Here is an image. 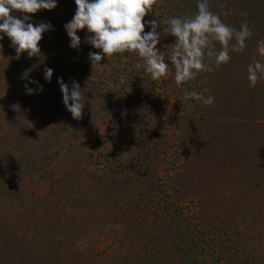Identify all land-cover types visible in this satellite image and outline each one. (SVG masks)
<instances>
[{"label":"trees","instance_id":"obj_1","mask_svg":"<svg viewBox=\"0 0 264 264\" xmlns=\"http://www.w3.org/2000/svg\"><path fill=\"white\" fill-rule=\"evenodd\" d=\"M208 3L210 10L219 14L221 20L232 28L239 29L241 24L247 21L252 35L246 41L247 46L242 52L233 51L226 64L218 67L213 65L211 72H200L195 79L187 81L188 88L183 84L177 87L174 80L175 69L169 62V74L172 78L170 89L173 92L180 95L183 91L201 90L204 97L214 98L211 105H204L190 98L188 111L179 117L182 126L185 125L183 133L191 145L187 148L192 149L193 154H187L183 173L176 185L181 187L180 190L183 187L189 191L193 190L199 197L200 205L197 210L193 206L194 211L191 214L183 211L177 214L172 226L154 228L151 225L149 238L142 236L141 231L147 226L142 221L138 226L134 224L127 227L128 237H123L122 228L120 256L110 259L109 254H97L95 257H99L91 264H264V79L259 80L254 87H250L247 80V66L253 62V58L264 62V56L257 50L258 41L264 40V0H208ZM221 5L225 7L221 8ZM154 6V20L157 21V30L161 33L160 42L166 43L165 41L169 40L168 46L175 42L173 36L165 34L168 18L193 16L197 12V0H163L161 4ZM75 11L74 0H57L55 9L29 14V22L34 25L41 21L50 23L52 30L42 34L38 43L40 56L27 59L29 67L21 73V82L25 77L27 82L38 81L43 85V91L35 93L39 100H31L29 103L26 118L22 121L23 135L27 140H38V144L44 148L43 153L52 152L51 156L59 154V150L53 153L56 139L47 138V135L56 136L59 140L62 128L56 122L57 114L51 116L54 114L51 106L60 107L62 99L59 84L57 83L55 89L52 78L56 79V74L59 77L60 72L65 74L66 79L69 75L70 78L63 82L67 83L69 88L72 81L79 83L85 98L88 92L81 84L82 77L88 70H99L91 69L90 66V45L83 42L86 29L77 32L81 38V47L77 50L69 46L70 39L63 26L71 21ZM6 38L5 42L11 44L10 39ZM172 48L160 50L161 54L167 55L168 58ZM216 48H220L218 43ZM81 54L83 56H79ZM64 58H69L67 66L59 62ZM110 59L112 60L109 64L106 62L98 74L99 81L109 78V65L112 64L115 68L116 63H121L114 54ZM206 62L211 64V61ZM57 65L66 67L67 70L55 68ZM44 67L53 70L50 82L43 78ZM160 81L155 83L158 85ZM36 87L32 83L29 85V88ZM137 87L140 92H145L141 90L142 84ZM44 96L47 98L43 102L41 97ZM128 117L130 123L135 124L130 118L132 115ZM199 120H202V127L209 134V143H205L207 147L194 142L199 131L205 133V130L192 126L193 121ZM38 122L43 129L38 127ZM113 127L109 132L108 141L118 145L121 143V128L119 126L118 129L114 124ZM202 153L209 161L207 168L210 169L208 174L211 178L199 175L200 173L193 174L197 166L195 159ZM207 179L212 180L205 184ZM79 186L78 183H72L62 187V197L68 207L66 215L61 214L57 218L52 210H43V206L41 207L38 214L45 217V222H52L45 224V227L35 225L37 237L33 239L34 248L25 242L22 234L16 237H1L0 264H68L67 258H74L68 254L74 247L70 246L76 243L80 225L78 219H81L83 211L88 214L90 207H85L100 200L96 199L97 192H83L78 189ZM72 203H76L77 207L72 208ZM146 217L143 219L146 220ZM8 257L14 258L7 260ZM35 257L39 258L36 260Z\"/></svg>","mask_w":264,"mask_h":264},{"label":"rangeland","instance_id":"obj_2","mask_svg":"<svg viewBox=\"0 0 264 264\" xmlns=\"http://www.w3.org/2000/svg\"><path fill=\"white\" fill-rule=\"evenodd\" d=\"M162 1L157 0L156 4ZM156 6H153V13L145 16V21L154 20ZM12 14L21 15L19 12ZM150 30L149 26L145 27V32ZM0 36L4 37L0 40V238L22 234L25 242L33 245V239L37 237L35 225L45 227L52 222H45V217L38 214L39 210L43 206V210H52L57 218L66 215L68 207L62 197V187L72 183L80 184L77 188L83 192H97L96 199L100 200L85 207H90L88 214L81 213L76 243L70 246L74 247L68 254L74 258H67L68 264H91L99 257H95L97 254H109L110 259L119 257L122 228L123 237H128L127 227L138 226L142 221L147 225L141 231L142 236L149 238L151 225L154 228L172 226L180 212L191 214L193 206L197 210L199 197L193 190L184 187L180 190L181 187L176 185L187 154H193L192 149L187 148L191 145L183 133L185 125L182 126L179 119L188 111L190 98L184 99L185 91L179 95L170 89L169 70L157 85V81L144 72L143 59L136 53L125 52L114 54L121 63H116L115 68L112 64L107 67L109 78L99 81L102 67L97 71H86L81 82L88 92L82 100V118L74 120L65 106L62 107V99L60 107L51 106L54 113L51 116L57 114L56 122L62 127L59 140L47 135L59 142H54L53 153L59 150L60 155L51 156L52 152L43 153L44 148L38 140H27L23 135L22 121L29 103L39 100L35 94H26L25 85L29 87L30 83L25 77L21 82V73L29 67L27 59L31 58L24 52L19 60L15 59L14 48L5 42L7 36L3 33ZM165 42L161 41L157 47L160 50L170 47L171 50L173 45L168 46L169 40ZM89 47L91 52L100 51ZM112 56L103 58L100 64H109ZM164 57L167 62V55ZM68 60L64 58L59 62L67 66ZM58 65L55 68L66 69ZM62 73L59 77L56 74V79L52 78L55 89L58 78L63 81L70 78L68 75L66 79ZM136 84H142L141 90L145 92H140ZM187 85L188 82L183 84L185 88ZM194 91L203 94L201 90ZM41 98L44 102L47 96ZM131 115L135 124L128 119ZM113 124L121 128L118 145L108 141ZM39 126L44 128L38 122ZM192 126L205 130L206 134L199 131L193 141L207 147L209 134L202 127V120L193 121ZM198 157L195 164L203 166H196L193 174L211 178L208 159L203 153ZM211 180L207 179L205 184ZM74 206L77 204L74 203L72 208ZM145 216L146 220L143 219Z\"/></svg>","mask_w":264,"mask_h":264},{"label":"clouds","instance_id":"obj_3","mask_svg":"<svg viewBox=\"0 0 264 264\" xmlns=\"http://www.w3.org/2000/svg\"><path fill=\"white\" fill-rule=\"evenodd\" d=\"M157 0H74L76 11L70 22L64 24V29L70 39V48L79 49L81 38L77 35L86 29L85 44L91 45L99 52H89L88 59L92 68L104 66L100 61L111 57L115 53H136L144 61L145 72L150 74L153 81L165 77L169 70V62L174 66V79L177 87L189 80L195 79L202 71L211 72L213 65L218 67L230 60V53L242 52L247 46L246 41L252 31L245 21L239 29L225 24L219 14L210 10L208 0H197V12L193 16L169 17L166 21L165 34L175 38L172 51L168 55V62L161 54L157 45L160 43L161 33L157 29L156 20L145 21V16L153 13V6ZM57 7V0H0V33L5 34L11 41L19 60L22 53L27 52L28 58L40 56L38 47L42 34L52 30L50 23L41 21L38 24L29 22L31 15L40 10H53ZM224 8L225 5H221ZM13 12L23 14L21 17ZM228 15V13H223ZM149 26L150 31L145 32ZM4 37L0 36V40ZM220 45L219 50L216 44ZM2 47V45H0ZM257 50L264 56V40L258 41ZM127 57H125V60ZM211 61V64L206 62ZM141 65L138 63L137 67ZM53 70L43 69V78L51 81ZM123 79V78H122ZM264 79V62L253 58L247 66V80L249 86ZM62 93V102L74 120L82 118L84 108L82 89L76 81L71 82V88L62 78L57 80ZM35 89L25 85L26 94L43 91V85L38 81ZM207 91V89H205ZM200 101L204 105H211L214 98L204 97L196 91H185L184 99Z\"/></svg>","mask_w":264,"mask_h":264}]
</instances>
